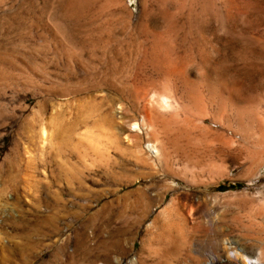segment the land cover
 <instances>
[{
    "label": "rangeland",
    "instance_id": "obj_1",
    "mask_svg": "<svg viewBox=\"0 0 264 264\" xmlns=\"http://www.w3.org/2000/svg\"><path fill=\"white\" fill-rule=\"evenodd\" d=\"M0 264H264V0H0Z\"/></svg>",
    "mask_w": 264,
    "mask_h": 264
},
{
    "label": "bare ground",
    "instance_id": "obj_2",
    "mask_svg": "<svg viewBox=\"0 0 264 264\" xmlns=\"http://www.w3.org/2000/svg\"><path fill=\"white\" fill-rule=\"evenodd\" d=\"M121 1H122V0H121ZM175 225H176V224H175ZM170 226H172V224H171ZM170 226H168V228H171ZM173 226H174V225H173ZM177 226H178V225H177ZM175 227H176V226H175ZM179 228H180V227H179ZM172 229H173V228H172ZM170 230H171V229H170ZM170 230H169V231H170ZM173 230H174V229H173ZM178 230H179V229H178ZM166 231H167V228H165V232H166ZM169 231H168V233H169ZM176 232H177V231H176ZM179 232L181 233V230H180ZM179 232H178V233H179ZM166 233H167V232H166ZM166 233H165V234H166ZM168 233H167V234H168ZM173 233H174V232H173ZM173 233H172V235L175 234V233H174V234H173ZM180 233H179V234H180ZM165 234H164V235H165ZM174 236H175V235H174ZM177 236H178V235H177ZM179 236H180V235H179ZM166 237H167V239H168L169 235L166 236ZM175 237H176V236H175ZM171 238H172V237H171V234H170V238H169V239H171ZM160 239H161V236H160ZM164 239H165V238H164ZM172 239H173V238H172ZM172 239H171V240H172ZM176 239H177V237L175 238V240H176ZM165 241L168 242L167 240H165Z\"/></svg>",
    "mask_w": 264,
    "mask_h": 264
}]
</instances>
